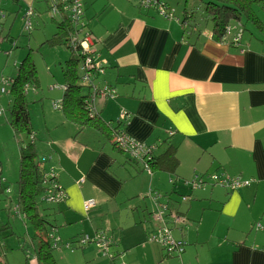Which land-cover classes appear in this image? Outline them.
Listing matches in <instances>:
<instances>
[{"label":"crops","instance_id":"1","mask_svg":"<svg viewBox=\"0 0 264 264\" xmlns=\"http://www.w3.org/2000/svg\"><path fill=\"white\" fill-rule=\"evenodd\" d=\"M95 1L83 0V5L85 18L101 23V32L92 34L106 65L99 86L111 85L115 92L112 99H96L95 109L104 120H124L120 128L127 136L158 144L159 151L168 138L177 148V183L172 185L165 172L160 173L167 181L159 175L153 184V172L150 182L143 179L150 190L166 184L173 194H189L191 202L172 204L164 201L168 196H153L147 189L134 193L131 181L144 184L141 176L147 175L142 166L125 162L101 135L79 144L74 126L63 118L67 136L49 137L46 148L66 194L55 216L60 226L55 233L69 244L66 251L78 239L82 248L89 242L90 250L99 252L93 241L103 235L110 240L104 254L108 264H264V35L246 40L242 33L237 47H231L228 38L219 42L212 33L188 30L183 10L164 17L156 8L142 7V0H108L94 11ZM206 174L237 176L248 185L214 192L206 182L193 190L181 178L205 180ZM141 198L150 206L144 212ZM87 200L95 206L85 212ZM163 205L170 234L183 248L177 255L167 256L148 241L162 225L155 223ZM145 242L155 246L151 252Z\"/></svg>","mask_w":264,"mask_h":264},{"label":"trees","instance_id":"2","mask_svg":"<svg viewBox=\"0 0 264 264\" xmlns=\"http://www.w3.org/2000/svg\"><path fill=\"white\" fill-rule=\"evenodd\" d=\"M10 1L12 4L18 5L20 0ZM43 1L46 5V10L50 13L52 21L55 24V32L48 40H46V43L52 47L64 46L69 51V56L61 67L63 94L61 100L56 102L58 106L55 110L61 111L64 120L74 126V132L76 131L74 133V139H77L79 144L87 145L90 138L95 136L99 137L101 135L117 155H121L119 153L124 154V156H121L124 157L125 162L139 164L144 170L145 168L143 164L145 159H142L143 157L132 158L116 142L118 134L122 132V128L120 127L125 125L124 120H104L101 114L95 109L94 102L97 98L105 100L109 98L112 99L115 97V93L113 96H109L108 94L101 96L102 90L107 88L114 89L108 84L99 86V78L106 69V65H103L101 63L102 61L99 59L100 52L99 48L96 47L99 42L97 43L93 38V35L88 28V20L84 16L83 0H80V12L76 10L75 12H72L71 0ZM150 1L152 3L150 8L156 7L157 4H162L168 9H171L166 3H162L159 0ZM197 1L202 4V12L207 13L209 16L206 15V17L211 19V33L216 41L225 42V38H228L229 30H231V27L228 24L229 21L240 22L242 17H245L247 21H252V23L257 24L260 33L264 34V24L256 15L254 9V7L259 5L260 2H262L260 6L264 9V0ZM3 12V0H0V22L2 19H5ZM26 12H31L32 15L34 11L30 6ZM187 12L189 11L184 10V18L182 19L183 23H186L190 30L197 29L195 24H189V21H187L189 18ZM26 31H31V28ZM3 36L2 24L0 23V39L4 38ZM86 37L92 41V45L83 48L81 40L84 41ZM228 43L231 47H237L232 41L231 43ZM3 82L8 85L5 90H7L9 94L6 95L11 97L10 108L8 110L9 116L6 119V122L10 125L15 134L25 135L27 137L26 145L21 148L19 173L18 179L14 185L13 196L19 209H22L24 218L30 223L33 229L32 239L37 241L36 246L32 245L34 251L32 259L36 260L37 264H58L54 256V250L58 248V241L55 239L54 234L56 229L60 226L57 224L55 216L58 214L60 203L64 200H48V189L51 188L54 183L60 184L58 180L59 174L58 171L50 165L51 161L47 163L48 160H51L50 149L44 147L46 153L43 154L42 157L39 156L41 153H39L37 139L40 137L32 126L31 112L29 110L30 103L26 98L27 87L33 84L34 88H37L36 86H38L37 84L39 82L30 55H27L19 63L14 77L7 78ZM123 117L127 118V113L124 112ZM47 143L48 140H46L45 146H48ZM146 145L148 147L153 146V149L150 152L151 158L146 161L150 169L149 173L152 174L153 171H156L165 172L169 175L171 174V176L174 175L179 165L176 146L168 141V138L164 140L161 151L158 150V144ZM125 156H127V158H125ZM212 176L217 175L212 174L210 176V181L215 184L212 180ZM218 177H221V175H218ZM235 178L239 179V177ZM2 181L3 178L1 177L0 170V195L9 194L8 188L3 187ZM186 181L197 183L198 187L196 189L189 186L193 190H199L208 185L205 180L196 175L190 180H184L183 183ZM172 182L174 185L175 182L177 183V180ZM60 186L64 191L61 184ZM173 192L178 194L179 191L174 190ZM179 196L182 200L186 197L183 194H179ZM187 197H190V195L187 194ZM39 199L45 201L47 205H49L48 203L56 204L57 209L55 208L52 215L45 212L44 209L41 211ZM167 212H169L168 207L165 212L166 217L168 216ZM43 232H45L44 235ZM0 264L6 263L0 260Z\"/></svg>","mask_w":264,"mask_h":264},{"label":"rangeland","instance_id":"3","mask_svg":"<svg viewBox=\"0 0 264 264\" xmlns=\"http://www.w3.org/2000/svg\"><path fill=\"white\" fill-rule=\"evenodd\" d=\"M85 1L89 2V0ZM107 1L108 0H96L95 3H97H94L91 9L97 11L98 7H100L101 4H106ZM159 1L162 3H168L171 6L170 10L172 12L174 10L176 15L179 11H181L182 14V10H188L189 12L187 13L189 18L187 21H189V24H195L197 29L203 34L212 32L211 19L206 17V15L209 16L207 13L202 12V4H200L197 0ZM261 3L262 2H260V4ZM260 4L256 5L254 9L256 11V15L264 21V9L260 6ZM30 6L34 11L31 15L32 27L31 31H26L24 12H26ZM3 8L5 19H2L0 22L2 24V34L4 35V38L0 39V111L2 112L0 115V170L1 177L3 178L2 185L4 188H8L9 194L0 195V260L4 261L6 264H32L34 253L32 245L36 246L37 241L32 239L33 229L30 223L24 218L22 209H19V206L13 196L14 185L18 179L21 148L26 145L27 137L25 135L15 134L10 125L6 122V119L9 116L8 110L10 108L11 97L1 93V88L4 87L7 89L8 85L3 81L7 78L14 77L19 63L27 55H30L35 66L39 82L37 84L38 86H36V90L34 91L32 90V88H34L33 84L27 87L26 98L30 103L29 109L31 112L32 126L40 137L37 139V145L39 153H41L39 156L42 157V155L46 153L44 147H46L45 142L49 139V137L52 139H60L66 137L68 134L67 129L63 128V125L60 124V122L63 121L62 113L59 110H55L53 108V104L62 98L63 91L62 88H60L61 85H63L61 67L67 60L69 51L64 46L52 47L46 43V40H48L55 32V24L52 21L50 13L46 10V5L43 0H20L18 5L12 4L10 0H3ZM87 13L88 15L86 17L89 18V12ZM228 24L232 28L228 35V41L232 40L238 29L243 30L244 39L246 40L251 39L252 36L257 37L261 34L257 24L252 23V21H247L245 17H242L240 22L231 20ZM88 28L93 35H97V33L101 32V23L97 21L96 17L95 19L89 18ZM189 29L190 28L188 27V30ZM103 78V76H100V83ZM69 126L73 125L70 124ZM119 154L124 156L122 153ZM123 156L121 157L124 158ZM125 158H127V156H125ZM49 162L50 160H48L47 163ZM127 163L131 166L140 167L138 164H133L131 162ZM52 166L55 169L57 168L53 163ZM153 172L156 176L154 177L153 184H155L157 176L159 177V175L164 176L163 180L167 181L168 177L166 174L168 173L161 174L160 172ZM145 173H147V175L142 174V180L144 181L143 178L146 177L150 182V177H148V175L151 176L152 174H148L147 170H145ZM211 175L212 174L205 175V181L209 185L213 184L210 181ZM174 176L175 175L171 176L172 181H174ZM190 177L191 176L188 178H181L190 180ZM139 180L140 179L131 181L133 182L132 184L135 188L134 193H137L138 195L143 189H145V191H143L144 194L147 189L148 193L151 192L153 196L156 194H159V196L162 197L168 196L169 199L172 200V204L176 202L180 203V206H182L191 202V200H188V197H185L186 200H182L179 196L181 193H171V186H166V184L153 185V189L150 190V185L148 186L146 181H144V184H141ZM213 185L214 192L220 190L221 187L219 188L216 184ZM165 186L168 190H156L158 188L162 189V187ZM138 195L132 197L138 198ZM141 199L143 202V204L140 205L142 208L141 211L143 210L144 212V209L146 208L148 210L150 206L146 200L147 198ZM165 200L168 199L164 198V201ZM39 204L41 211L44 209L45 212L51 215L52 212L55 211L56 204L48 203L49 205H47L45 201L40 199ZM137 210L139 215H141L142 212L140 209ZM58 211H60L59 208ZM152 213L151 223H155ZM155 224H159V221ZM44 234L45 232H43V235ZM54 236L58 241V248L54 250V256L56 259H62L63 261H59V264H108L106 263L108 261V257L107 255H104L106 254L104 250L102 251L99 249L98 252V250L94 247L91 251L90 248L93 246H88L90 243H88L86 247L82 248L81 244L78 245L77 239L71 244L72 248L66 251L68 249L67 245L69 244L60 240L58 234L55 233ZM145 244L150 246V250L148 252H151V249L155 247L152 243L145 242ZM59 250H61V253ZM70 251L72 252L71 256L69 253ZM176 259L177 258H174L173 261Z\"/></svg>","mask_w":264,"mask_h":264},{"label":"built area","instance_id":"4","mask_svg":"<svg viewBox=\"0 0 264 264\" xmlns=\"http://www.w3.org/2000/svg\"><path fill=\"white\" fill-rule=\"evenodd\" d=\"M141 5H142V7L150 8L152 3L150 0H142ZM154 8H156V10H158V12L161 15H163L164 17H171L172 16V11L170 9H168L167 7L163 6L162 4H157V6ZM71 9H72V12H75V10L80 12L81 1L80 0H71ZM76 14H77V12H76ZM24 20H25V30H29L31 28V12L25 13ZM230 31L231 30H229V33H230ZM242 33H243L242 29L237 30V32L234 34V36L231 40L233 44L238 45L240 43ZM81 44H82L83 48H87L89 45H91V40L88 37H86L84 41L81 40ZM1 92L5 93V94H9V92L7 90H5L4 87L1 89ZM114 93H115L114 90L107 88V89L102 90L101 96H103L104 94H108L109 96H113ZM57 106L58 105L55 102L53 104V108L55 109V108H57ZM0 114H1V112H0ZM116 142L132 158L143 157L142 159H145V162L143 164L144 168L149 173L150 169H149V166H148L146 161H148L151 158L150 152L152 151L153 146L148 147L145 143L137 142V141L131 139L129 136H127V134H125L123 132V130H122V132H120L118 134V136L116 138ZM212 180L219 187L226 188L229 191L239 190L241 187L243 188L244 186L248 185L247 182H243L238 178L227 176V175L221 176V177L212 176ZM184 184L186 186H191L193 189H196L198 187L197 183H193L190 181H186V182H184ZM47 194L49 196L48 197L49 201L65 200V198H66V194L64 193L60 184H57V183L52 184L51 188L48 189ZM184 199L185 198H183V200ZM94 206H95V203L92 200H87L83 203V209L85 212H88ZM157 212H158V219L157 220L159 221V223H162V225L160 227H158L157 229H155V231L153 230V232L149 233L148 241L158 244L163 249V251L165 252V254L167 256H170L172 254L177 255V254L182 253L183 252L182 246L180 244L176 243V241L172 238V236L170 234L171 230L166 225V216H165L166 206H164V205L160 206L157 209ZM164 218H165V224H164ZM178 220H179V218L175 217V221H178ZM89 240H90L89 238H86L84 240H81V243L84 245ZM93 242L95 243V245L99 249H101L102 251L104 250V252H107L108 245L110 242V240L107 237H105L103 235L98 236L97 238H95V240ZM116 264H122V263L117 262Z\"/></svg>","mask_w":264,"mask_h":264}]
</instances>
